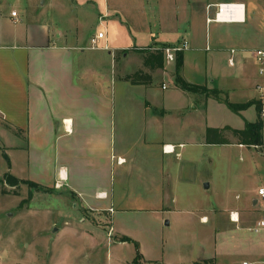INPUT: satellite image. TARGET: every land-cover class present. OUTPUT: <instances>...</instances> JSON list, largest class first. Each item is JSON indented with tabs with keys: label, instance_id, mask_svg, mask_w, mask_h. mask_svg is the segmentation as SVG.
<instances>
[{
	"label": "crops",
	"instance_id": "obj_1",
	"mask_svg": "<svg viewBox=\"0 0 264 264\" xmlns=\"http://www.w3.org/2000/svg\"><path fill=\"white\" fill-rule=\"evenodd\" d=\"M138 1L144 4L143 0ZM156 2L159 9L157 8V16L152 20L155 26L146 18L140 25H135V28L134 25L131 26L134 30L149 35L148 45L128 48L118 46L109 49V45L105 44L98 49H90L88 43L94 35L82 41L75 33L73 40L69 41L67 33L53 29L48 21L35 19L26 22L18 13L15 17L11 16L14 9L5 15L1 14V6L5 2L0 0V139L15 140L9 146L4 142V147L7 150L13 149L15 158L17 161L21 158L22 165L19 170L22 174L12 175L17 179L28 180L51 189L52 193L58 196L69 195L76 203L73 207L80 206L84 214L95 216L99 221L104 217L111 219L118 208L126 210L125 205L121 204L126 200L124 190L122 197L114 192L116 177L118 181L124 182L128 177L135 178L134 173L137 174L136 178L143 181V189L131 199L147 202L150 207L148 209H161L168 201L177 205V190L181 189L182 185L186 188L193 185L190 181L195 172V161L190 149L198 142L197 136L192 133L182 134L176 139L160 136L161 121L168 113L167 107L164 100L152 99V91L156 88L151 86V81L157 71L160 73L157 74L159 77L171 74L175 84L174 71L168 70L169 67L172 69V62H166L164 65V61L162 68H152L144 64L145 57L162 46L186 41L189 47L183 51L180 68L184 81L198 86H204L208 82L210 88L216 87L224 100L230 103L241 104L258 98L256 85L262 82V79L257 75L253 51L261 47L245 43L244 26L248 21L256 20L258 13L260 17L261 14L264 15L261 5L258 7L256 3H251V0H181L178 14L181 15L182 24L179 27L178 14H173L177 0ZM219 3L241 4L242 11L237 13V20H216L215 5ZM104 4L102 12L100 11L105 16L102 21L111 23L119 20L117 17L122 12L119 1L105 0ZM145 4L147 5V1ZM247 11L254 12V16L249 19ZM159 32L177 34L179 39L164 43L157 36ZM259 35L264 40V24L260 27ZM104 39L105 34L100 41ZM230 49L236 50L232 55L234 65L228 63ZM86 50L92 52L86 53ZM118 51L125 52L123 58H128L131 54L138 55L141 67L148 70L143 73L148 75L140 74V71L126 72L120 78L116 71L112 70L110 77L117 81L115 87L112 82L111 86L105 84L103 81L104 76H107V65L114 69ZM188 51L199 55V60L203 56L204 66L196 62L197 55H192L195 56L193 66L205 75L201 80L203 83L197 82L194 75L185 73ZM223 53L228 55L226 60L229 69H221L216 65ZM249 57L253 58L254 66L249 64ZM199 66L200 70L197 68ZM207 68H210L209 71ZM136 73L142 77L137 79ZM132 77L136 78V83L132 82ZM160 88L166 90L167 86L163 88L161 85ZM176 88L186 92L178 86ZM118 90H121V95ZM207 101L216 103L219 100L216 97H207ZM191 102L195 103V100H189V103ZM251 108L255 110L252 105L236 113L243 121L242 126L238 128H207H218L219 133L222 129H242L245 121H255L254 118H249L248 111ZM221 134L225 139L223 132ZM150 140L153 141V150ZM234 144L242 148L248 147L244 144ZM165 145L173 146L174 151L166 153L163 150ZM248 148H253L260 156H264V153L254 146ZM187 152L189 154L186 156ZM171 155L175 156L174 161L169 157ZM9 161L10 169L11 157ZM173 175L180 185L173 184L171 180L169 187H164L165 181H170ZM202 187L209 189L211 182L204 181ZM260 187L262 186L257 189L244 187V193L240 197L235 196L238 199L235 207H231L229 203L227 206L226 203H217L216 207L212 206L209 211L222 215L227 223L235 224L236 231L255 233L254 228L264 217L258 214L264 211L259 207V203L264 202V198L257 193ZM243 198L249 199V207L243 205ZM109 209H112V212ZM195 211L200 213L198 219L201 223L209 221L205 212L198 209ZM231 212L234 213V218H237L235 222L230 220ZM53 225L55 226V223ZM98 225L101 223L98 222ZM58 230L60 229L56 228L54 231ZM258 231H264V228ZM220 259L213 251L209 256L200 258V261L223 264ZM0 264L39 263L33 258L23 260L20 257L9 263L0 259Z\"/></svg>",
	"mask_w": 264,
	"mask_h": 264
},
{
	"label": "rangeland",
	"instance_id": "obj_2",
	"mask_svg": "<svg viewBox=\"0 0 264 264\" xmlns=\"http://www.w3.org/2000/svg\"><path fill=\"white\" fill-rule=\"evenodd\" d=\"M2 1L5 4L2 3L1 14L5 15L14 9L13 11L25 18L26 22L35 19L48 21L53 29L67 33L69 41L73 40L75 33L83 41L87 40L86 37L103 32L105 39L100 41L99 46L107 44L109 49L118 46L128 48L148 45L149 35L134 30L131 26L134 25L135 28V25H140L144 18L155 26L152 20L157 16V8L159 9L156 0H143L144 4L138 0H118L122 12L117 18L121 21L114 20L109 23L102 21L105 19L101 14L105 0ZM146 1L149 7L145 4ZM242 1L247 2V0ZM251 3L264 8V0H251ZM180 5L181 0H177L175 6L173 5L174 15L178 14ZM252 15L254 16V12L247 11L248 18ZM180 16L178 14L179 27L182 24ZM257 16L256 20L248 21L244 26L245 43L264 48L262 43L264 40L259 35L260 27L264 24L262 17L264 15L261 14L260 17L258 13ZM120 22L124 24L121 25ZM152 35L155 36L153 32ZM157 36L164 43L179 39V35L170 33L159 32ZM184 37L186 38V35ZM90 52L92 51L86 50V53ZM124 53V51L117 52L114 69L107 65L108 72L103 81L105 84L109 86L111 82L112 86L116 84L117 81L110 77L112 70H115L120 78L126 72L140 71L142 74L143 71H148L141 67V59L138 55L131 54L130 57L123 58ZM193 54L197 55L188 51L185 73L194 75L197 82H200L205 75L195 69L193 62L197 60V63H202L204 66L205 61L203 56L199 60V55L193 60L195 57L192 56ZM227 56L226 53L221 54V59L216 61L217 67L221 69L229 67ZM170 64L172 69L170 70L169 67L168 70L175 71L176 61ZM249 64L255 65L252 57H249ZM197 68L201 69L200 66ZM204 69L203 67V71ZM209 69L207 68L208 71ZM157 74L160 73L157 71ZM157 74L152 76L154 78L151 86L156 88L152 91V99L164 100L168 112L161 121L162 130L159 135L176 139L182 134L192 133L198 139L190 149L195 161V172L190 181L193 185L189 188L182 185V188L177 190L178 204L168 201L161 209L152 207L148 209L150 207L147 202L133 201L131 197H136L137 192L143 189V181L138 180L137 174L134 173L133 179L128 177L126 181L121 182L116 177L114 180L115 194L122 197L124 190L126 200L121 204L125 205L126 210L118 208L111 219L107 220L104 217L99 221L95 216L84 214L80 206L73 207L76 203L69 195L58 196L52 192L42 191L38 193L25 184L6 183L5 173L20 175L22 173L19 170L22 165L21 158L18 161L15 158L13 149L7 150L4 147V142L9 146L15 140L0 139V259L2 261L15 262L22 257L23 260L33 258L39 264H134L133 261L139 255L141 256L139 264H196L200 258L207 257L215 251L223 264L242 262L264 264V231H260L259 234L236 231L235 224L227 223L222 215H215L209 211L212 206L216 207L217 203L220 205L226 203L225 206L229 203L231 207H235L238 204L235 196L240 197L244 193L242 189L246 186L256 189L258 186L264 187V156H260L253 148H242L234 144L238 143V140L233 134V129L221 131L226 137L227 144L203 143L207 141L206 138L203 140L207 127L238 128L243 124L241 117L222 104L224 97L216 87L210 88L208 82L204 87L217 92L208 93V96L203 92L198 95L182 92L176 88L171 74L162 77ZM161 85H166L167 89L161 90ZM119 91L121 95V90ZM207 97H216L220 102L207 101ZM191 99H194L195 103H189ZM248 114L249 118L255 120L256 112L253 108ZM209 138L217 140L219 135L211 133ZM150 142L153 150V141ZM255 148L264 153V145ZM1 149L11 157L10 169L2 156ZM188 154L189 152L185 153L186 156ZM169 157L174 161V155ZM171 180L173 184H179L177 183L179 180L173 175L170 181L169 179L165 181L164 187L165 185L169 187ZM204 181L211 182L209 189H203ZM29 192L32 194L31 197ZM242 203L246 207L250 206L248 198H243ZM259 205L260 209H264V202ZM196 209L205 212L209 218L207 223L199 221L200 213H197ZM258 214L264 215V211ZM98 222L101 225H98ZM56 228L60 230L54 231ZM125 238L131 240L125 241ZM198 264H210V261H200Z\"/></svg>",
	"mask_w": 264,
	"mask_h": 264
},
{
	"label": "trees",
	"instance_id": "obj_3",
	"mask_svg": "<svg viewBox=\"0 0 264 264\" xmlns=\"http://www.w3.org/2000/svg\"><path fill=\"white\" fill-rule=\"evenodd\" d=\"M165 46H162L160 49H157L156 51H154L153 53H151L149 56L145 57L144 59V64L147 66H150L152 68H162L163 67V51L162 49ZM183 52V51H182ZM182 52H178L176 53L175 56V60L176 61V65H175V85L178 86L181 90L186 91V92H190V93H197V92H203V94L209 95L208 93H215L217 91H210L207 88H205L204 86H198V85H194L191 83H188L186 81L183 80V78L180 75V68H181V64H182ZM137 74V73H136ZM138 76V78H137ZM142 77V75L137 74L136 78L140 79ZM134 77H132V82L136 83V79ZM225 105L234 113H239L240 111L247 109L250 106H254L256 113H257V117L255 119V121L253 122H247L245 121L244 123V127L242 129H238L235 130L233 129V134L235 136H237V140L239 144H244L248 147L251 146H261L264 145V119H262L261 117V111H262V107H264V105H262V103L256 99V100H251V101H247L245 103H241V104H236V103H230L227 100H224ZM213 133V134H217L219 135V139L217 140H212L211 138H209V135ZM206 143L208 144H227L228 142H226V139L223 138L222 134L219 133V131H217V129H212V128H207L206 129ZM2 150V149H1ZM2 156L5 159V161L7 162V165L9 167L10 165V161H9V157L7 156V154L4 152V150H2ZM4 180L7 182H15V183H21V184H25L27 185L30 189H34L35 191H42V192H53L51 189H47L44 187L39 186L36 183H33L31 181L28 180H20L17 179L16 177H14L11 173H5L4 175ZM29 196L31 197L32 194H30L29 192ZM125 241H130L131 239L129 238H125ZM141 256L137 255L136 259L133 261L134 264H139V260H140Z\"/></svg>",
	"mask_w": 264,
	"mask_h": 264
},
{
	"label": "built area",
	"instance_id": "obj_4",
	"mask_svg": "<svg viewBox=\"0 0 264 264\" xmlns=\"http://www.w3.org/2000/svg\"><path fill=\"white\" fill-rule=\"evenodd\" d=\"M240 5L241 4H235V3H219V4H216L215 5V7H216L215 19L216 20H237V13L240 12ZM232 6H239V8L233 9ZM224 12L232 13L231 14L232 19L221 18V15ZM233 14H235L236 17H234ZM11 16L15 17L16 12L12 11ZM103 36H104V34L102 32H98L96 35L91 37L89 40V43H90L89 48L90 49L100 48L99 47V41H100V39L103 38ZM103 48L107 49L106 47H103ZM187 48H188V44L186 41H182V42L175 44V45L165 46L162 49L165 61L167 63L174 62L176 53L185 51ZM229 52H230L231 56L228 59V63L230 65H234V58L232 55L236 51H235V49H230ZM253 58H254L255 63H256L257 75L262 79V82H260L256 85V90L258 92V98L257 99L262 103V105H264V48L255 49L253 51ZM165 87H166V85H163V88H165ZM261 117H262V119H264V107H262ZM254 147H257V146H254ZM163 150L166 153H171L174 151V147L169 146V145H165L163 147ZM257 193L261 198H264V187H260L257 190ZM109 211L112 212V209H109ZM229 217H230V220L234 221V222L237 219V218H234V213H232V212L229 214ZM261 228H264V217H262L261 220L258 222L257 227L254 228V232L255 233L259 232L258 230ZM109 231H111V228ZM0 249H1V246H0ZM242 264H252V263L242 262Z\"/></svg>",
	"mask_w": 264,
	"mask_h": 264
},
{
	"label": "bare ground",
	"instance_id": "obj_5",
	"mask_svg": "<svg viewBox=\"0 0 264 264\" xmlns=\"http://www.w3.org/2000/svg\"><path fill=\"white\" fill-rule=\"evenodd\" d=\"M232 7H233V9H237V8H239V6H232ZM240 11H242V6H241V5H240ZM235 13H236V12H235ZM231 14H232V13H230V12H224V13L221 15V18H230V19H232ZM233 16L236 17L235 14H233Z\"/></svg>",
	"mask_w": 264,
	"mask_h": 264
},
{
	"label": "water",
	"instance_id": "obj_6",
	"mask_svg": "<svg viewBox=\"0 0 264 264\" xmlns=\"http://www.w3.org/2000/svg\"><path fill=\"white\" fill-rule=\"evenodd\" d=\"M208 185H205V187H207Z\"/></svg>",
	"mask_w": 264,
	"mask_h": 264
}]
</instances>
